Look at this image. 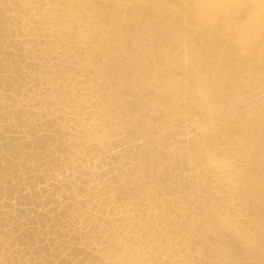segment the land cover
I'll list each match as a JSON object with an SVG mask.
<instances>
[{
  "label": "bare ground",
  "instance_id": "6f19581e",
  "mask_svg": "<svg viewBox=\"0 0 264 264\" xmlns=\"http://www.w3.org/2000/svg\"><path fill=\"white\" fill-rule=\"evenodd\" d=\"M0 264H264V0H0Z\"/></svg>",
  "mask_w": 264,
  "mask_h": 264
}]
</instances>
